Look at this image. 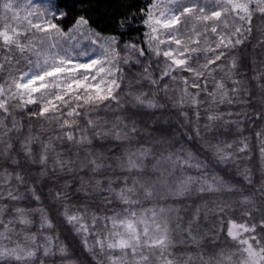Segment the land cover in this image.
<instances>
[{
    "label": "clouds",
    "instance_id": "obj_1",
    "mask_svg": "<svg viewBox=\"0 0 264 264\" xmlns=\"http://www.w3.org/2000/svg\"><path fill=\"white\" fill-rule=\"evenodd\" d=\"M138 6L0 0V264H264V0Z\"/></svg>",
    "mask_w": 264,
    "mask_h": 264
},
{
    "label": "snow or ice",
    "instance_id": "obj_2",
    "mask_svg": "<svg viewBox=\"0 0 264 264\" xmlns=\"http://www.w3.org/2000/svg\"><path fill=\"white\" fill-rule=\"evenodd\" d=\"M61 3L67 7L69 15L63 18V21H58L62 32L61 44L66 47L60 48L55 54L60 52L67 54L73 50V45L80 48L84 42L95 44L98 40L105 38L108 34L107 30L101 29L99 24H108V22L120 15L117 10L114 15H109L107 8L111 6V0H61ZM83 4L86 7L78 9L76 6ZM70 15V13H73ZM39 27V26H37ZM57 27L56 24H49L42 30L45 32L51 31ZM57 45L53 44V48ZM52 54V53H49ZM45 53H41L44 56ZM87 69L91 65H82ZM78 70V69H77ZM52 75V73H48ZM38 79H43L39 77Z\"/></svg>",
    "mask_w": 264,
    "mask_h": 264
},
{
    "label": "trees",
    "instance_id": "obj_3",
    "mask_svg": "<svg viewBox=\"0 0 264 264\" xmlns=\"http://www.w3.org/2000/svg\"><path fill=\"white\" fill-rule=\"evenodd\" d=\"M149 2V0H138V7H134L132 8L129 13H128V17L131 21V23L133 24L134 27H139L140 28V33H138L139 36L142 37V33H143V26L140 23V21L143 19V15L141 13V9L146 7V3ZM115 5V0H111V6L107 8L108 12L113 11ZM74 14L70 13V15ZM137 16H139V19H137ZM106 34H117V33H109L107 32Z\"/></svg>",
    "mask_w": 264,
    "mask_h": 264
}]
</instances>
